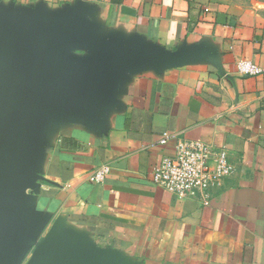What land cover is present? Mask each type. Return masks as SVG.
<instances>
[{
	"label": "crops",
	"instance_id": "crops-1",
	"mask_svg": "<svg viewBox=\"0 0 264 264\" xmlns=\"http://www.w3.org/2000/svg\"><path fill=\"white\" fill-rule=\"evenodd\" d=\"M84 33L64 55L76 66L139 49L183 61L113 81L91 116L36 117V187L19 218L42 237L63 233L107 264H264V21L226 0H0ZM168 132L172 139L162 144ZM181 139L225 149L236 175L203 205L153 183ZM111 174L94 182V172Z\"/></svg>",
	"mask_w": 264,
	"mask_h": 264
},
{
	"label": "water",
	"instance_id": "water-1",
	"mask_svg": "<svg viewBox=\"0 0 264 264\" xmlns=\"http://www.w3.org/2000/svg\"><path fill=\"white\" fill-rule=\"evenodd\" d=\"M80 15L57 24L43 14L0 11V264H107L100 252L65 234L42 237L19 213L23 190L36 187V117L91 116L110 83L143 66L168 68L181 57L139 49L73 65L65 51L84 33Z\"/></svg>",
	"mask_w": 264,
	"mask_h": 264
},
{
	"label": "built area",
	"instance_id": "built-area-1",
	"mask_svg": "<svg viewBox=\"0 0 264 264\" xmlns=\"http://www.w3.org/2000/svg\"><path fill=\"white\" fill-rule=\"evenodd\" d=\"M237 71L243 76H258L264 70L249 60H241ZM168 132L162 144L172 139ZM112 168L104 165L94 172V182L99 184L111 174ZM237 173L225 149H217L202 141L181 139L172 154L166 155L153 170V183L180 200H195L203 205L210 201L214 190Z\"/></svg>",
	"mask_w": 264,
	"mask_h": 264
},
{
	"label": "rangeland",
	"instance_id": "rangeland-1",
	"mask_svg": "<svg viewBox=\"0 0 264 264\" xmlns=\"http://www.w3.org/2000/svg\"><path fill=\"white\" fill-rule=\"evenodd\" d=\"M229 3L239 5L244 9L253 11L264 21V0H226Z\"/></svg>",
	"mask_w": 264,
	"mask_h": 264
}]
</instances>
